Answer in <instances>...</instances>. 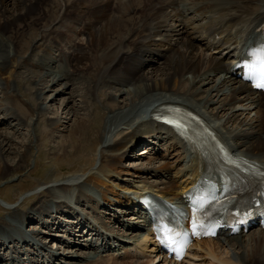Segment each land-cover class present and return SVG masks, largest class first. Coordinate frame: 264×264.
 Listing matches in <instances>:
<instances>
[{
	"label": "bare ground",
	"instance_id": "obj_1",
	"mask_svg": "<svg viewBox=\"0 0 264 264\" xmlns=\"http://www.w3.org/2000/svg\"><path fill=\"white\" fill-rule=\"evenodd\" d=\"M263 15L264 0H0V105L6 102L11 108L4 112L2 123L13 119L32 125L34 135L47 145L45 139L52 135L56 120L69 122L76 117L56 151L51 154L49 148L44 154H51L59 167L68 161L74 170L71 176L77 174L73 178L78 181L47 179L30 213H47L61 226L68 220L54 216L57 210L90 226L95 234L86 237L75 221L67 223L71 238L63 240L66 248L88 251H53L42 230L22 228L28 212L11 208L5 200L11 217L0 223V241L10 239L7 242L13 248L1 243L8 253L4 256L0 251V264H32V257L20 256L24 244L34 247L25 251H32L37 261L49 249L47 264H264V230L201 240L183 262L166 259L156 252L158 247L147 233L142 205L118 191L116 183L108 185V178L119 167L117 159L142 134L165 141L169 154L178 152L184 157L177 166L165 162L159 169L145 171L160 176V181L139 185L123 179L121 187L134 189L136 195L150 189L170 199L180 198L190 177L208 161L191 141L185 142L154 119L164 104L196 111L218 130L232 151L264 162V93L252 90L233 68L241 36ZM213 31H220L218 42L208 38ZM18 84L25 86V92ZM50 90L54 96L47 97ZM62 95L60 107L55 106ZM76 95L82 103L77 107L84 110L80 115L76 104L69 107L70 100L77 102ZM237 102L249 103V115L254 110L255 115L241 119L243 113L234 106ZM53 107H57L55 118L48 116ZM9 133L0 132V180H8L25 167L27 153L35 144L31 138L18 139L15 131ZM98 154L95 167L94 155ZM89 187L129 204L135 221L121 222L130 233L111 229L95 216V207L94 214L79 209L83 200L100 203L85 191ZM48 222L44 226L50 228Z\"/></svg>",
	"mask_w": 264,
	"mask_h": 264
},
{
	"label": "rangeland",
	"instance_id": "obj_2",
	"mask_svg": "<svg viewBox=\"0 0 264 264\" xmlns=\"http://www.w3.org/2000/svg\"><path fill=\"white\" fill-rule=\"evenodd\" d=\"M25 52H27V49H25ZM24 75L25 74H21L20 76H24ZM16 87H17V85H16ZM18 88L25 92V86L24 85L18 84ZM52 92H53L52 90L48 91L46 93V96L47 97L49 95L54 96V94H52ZM67 95H69V94H67ZM67 95L65 94V97H68ZM63 98H64V95L58 96V100L56 101V103L54 105L57 107H60ZM75 100L77 101L76 103H73L74 100H70L69 107L70 108L74 107V104H76V108L74 107V109L77 110L78 115H80L81 113L83 114L84 110L82 108H80L82 106V103H80V96L76 95ZM5 103L2 102V104L0 105V132L7 133V134L11 135L9 133V131L12 132V134H14V131H15V133L17 134L15 136L20 137L18 139L27 140L28 138L29 139L31 138L33 140L32 143H35V144L33 145L34 147L32 146L27 153L25 167L20 169V170L13 172L14 175L12 174L13 176L8 179L10 181L5 180V179L0 180V223L4 219H8L7 217H9V218L11 217V215L9 214V212L11 210L8 209L6 206V205L9 206V204H6L5 200H7L11 203L10 207L13 206L11 208L16 207V210H18L19 212H22V213H25V211L28 212V219L24 222V224H23L24 227L22 226V228L29 229V230H31L32 228H37L34 230H42V229L47 230L46 226H44V225L49 224L48 221H49V218L51 215L46 213L45 215L42 214L41 216H39L38 214L35 215L33 213H30V210L33 209L36 206V204L38 203L39 198H40L39 197L40 196L39 191H41L43 187H46V185H44L42 183H44L45 181L47 182V179L50 180L51 178H54V179H58V178L64 179L65 178V181H67V182L70 181L69 179H71V181H73V182L78 181L77 178H75V180L73 178V177H77L76 176L77 174L74 176H71V173L74 170L71 169V165L68 163V161L63 160L62 164H60L61 167H59V165L56 166L54 164V162L51 160V157H52L51 154L54 151H56L58 144L62 143L64 141V139L69 135L70 130L72 128V125L76 121V117H73L69 122L66 121L64 118L60 121L56 120V122H58V123H56V126L53 128L52 135L48 136L45 139V140H47V143H48L46 145V144H43L44 141H40L39 139H37V136L34 135V128H32V125L27 126L24 124H18V121L13 120V119L12 120L6 119L8 121L5 120V122H4L5 124L2 123V121L5 119V113L4 112L6 110L9 111V109H11L8 107L9 104L8 103L5 104ZM247 104H249V103H246V102L241 103V104H240V102L235 103V106L237 108L236 110H239L238 111L239 113L240 112L243 113L241 116V119H243L245 116L252 117L255 115V110L253 111L254 113L252 112L250 114L251 116L249 115V112L252 109V107H250ZM77 106H80V107H77ZM57 107H53V109H51L50 113L48 114L49 117L55 118V109ZM244 108H248V110L244 111ZM14 127H17V128L15 129ZM142 135L136 137L133 140L134 146L132 145L129 149H127L126 150L127 152L126 151L122 152L121 157H119L117 159L118 166H119L118 169H116L117 172L113 173L108 178V185H110V187H113V183L114 184L116 183L118 185V187L121 188V190H118V187H116V189L118 191L122 192L123 194H127L126 192H128V191H132L133 194H135L134 189H132V188H130L129 190L122 189L121 186L124 185L123 179L128 180V181L129 180L134 181L135 184H139V185L143 184L144 180L145 181L149 180L150 182L151 181H160L161 177L158 175V174L161 175L160 172H158V174H157L159 177H152V176H154V173L148 174L145 171L153 170V169H159L161 167V165H163L165 162H166V164L170 163L169 164L170 166L175 165V164L177 166L178 165L177 163H179V162L182 163V160H183V158H182V160L180 161V158L183 156H179L180 158H178V152L177 153L173 152L170 155L169 150H167V149H166L167 152L165 151V153L167 154L166 157L164 156V154H165L164 152L154 153V151L151 149V147L153 145H150V141H149L150 139H145L141 143L142 139H144L142 137ZM146 136L147 135H145V137ZM155 147L156 148L160 147V148H163L165 150V148L167 146L164 142H161L159 144V146L156 145ZM49 148H51V151H50L51 154L49 153L50 155H45L44 152L45 151L48 152ZM160 151L161 150H159V152ZM41 152H42V154H41ZM11 155H13V154H11ZM94 157L96 158L94 166L97 167L99 165V154L97 156L94 155ZM95 167H94V170H95ZM164 179H166V178H164ZM90 188H92V191L90 190ZM102 188L104 189V187H102ZM89 191H90L89 193L95 194L99 198L101 196L103 197L102 193L98 192L93 187H89ZM124 191H126V192H124ZM128 196H131V195H128ZM114 198L117 199L116 196L109 194L108 198H106V199L107 200L109 199V201H111L112 204L118 203V202L114 201ZM132 198L134 200H136L134 197H132ZM87 204L92 205L91 206L92 209L94 207L97 209H99L101 206L104 208L106 207L104 203L103 204H101V202L97 203L96 201H93V200L87 201ZM119 204H121V203H119ZM84 205H86V204L83 202V203H81L80 206L84 207ZM114 205H116V204H114ZM96 206H98V207H96ZM84 208L90 212V208L89 209L86 207H84ZM122 211L127 213V211H124V210H122ZM93 212H94V210H93ZM115 212H116V216L114 215L115 218L119 215L121 216V214L123 213V212H120V213L117 212L116 209H115ZM128 212L132 213L131 210H128ZM100 213H102V211H100ZM59 214H63V213H59ZM98 214H99V212H98ZM98 214L95 213V216H97L99 218ZM132 216H134V215H132ZM45 217H47V218H45ZM40 219H41L43 228L41 227V223H39ZM124 219H126V218H124ZM106 220H108V219H106ZM30 232H32V231H30ZM44 232L45 231L42 232V235H44ZM0 235H1V233H0ZM43 238L45 239V241H47L49 236H47V237L44 236ZM222 239H224V238H222ZM50 240H52V239H50ZM1 243L2 242L0 241V245H1ZM9 244H11V243H9ZM47 244H48V248H50L53 251L54 250H60V252L63 251V249L61 248V244H59L60 249L52 247V246L56 245V243L54 241L49 242V240H48ZM12 245L13 244H11V247H12ZM24 245H29V247L23 248ZM24 245L22 246L24 251L22 250V248H20V250L22 252L21 253L22 255L20 254V256H22L23 259H28V257L30 256V257H32V261H33V262H31L32 264H41L39 261H37L36 258L33 257L34 255L31 254L34 247L32 248V246L30 244H24ZM64 248H66V247H64ZM27 249L32 250V251L26 252L25 250H27ZM66 249H64V252L67 253L68 251H72L74 249V247L70 250L65 251ZM0 251H2L3 253L5 252L4 256L8 253V252H6V249L4 248V246L3 247L0 246ZM78 251L80 253L83 250H78ZM48 252H49V249L47 251H45L44 257H46V259H49V253ZM60 260L64 261L63 258H61ZM16 261H18V260H16ZM42 261H43V259H41V262ZM45 263L46 262L44 261L43 264H45Z\"/></svg>",
	"mask_w": 264,
	"mask_h": 264
},
{
	"label": "snow or ice",
	"instance_id": "obj_3",
	"mask_svg": "<svg viewBox=\"0 0 264 264\" xmlns=\"http://www.w3.org/2000/svg\"><path fill=\"white\" fill-rule=\"evenodd\" d=\"M259 86L264 87V84H261V85H259ZM207 234H212V233L209 232V233H207Z\"/></svg>",
	"mask_w": 264,
	"mask_h": 264
}]
</instances>
